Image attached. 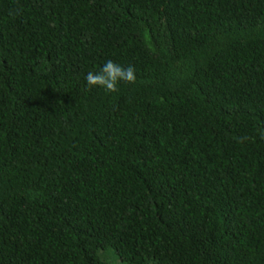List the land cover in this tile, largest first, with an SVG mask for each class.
<instances>
[{
    "label": "trees",
    "instance_id": "1",
    "mask_svg": "<svg viewBox=\"0 0 264 264\" xmlns=\"http://www.w3.org/2000/svg\"><path fill=\"white\" fill-rule=\"evenodd\" d=\"M0 264H264V0H0Z\"/></svg>",
    "mask_w": 264,
    "mask_h": 264
},
{
    "label": "clouds",
    "instance_id": "2",
    "mask_svg": "<svg viewBox=\"0 0 264 264\" xmlns=\"http://www.w3.org/2000/svg\"><path fill=\"white\" fill-rule=\"evenodd\" d=\"M136 78L134 66L129 65L125 68L112 60H108L99 71L87 73L86 82L89 86H100L109 92H115L118 90V82L134 83Z\"/></svg>",
    "mask_w": 264,
    "mask_h": 264
}]
</instances>
